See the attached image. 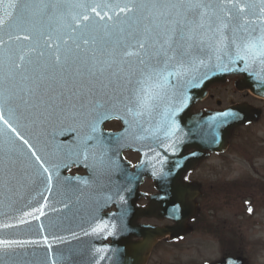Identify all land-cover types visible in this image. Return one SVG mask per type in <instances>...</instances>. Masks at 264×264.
<instances>
[{"label":"snow or ice","instance_id":"6c2138e0","mask_svg":"<svg viewBox=\"0 0 264 264\" xmlns=\"http://www.w3.org/2000/svg\"><path fill=\"white\" fill-rule=\"evenodd\" d=\"M237 64L264 86V0H0V233L46 215L65 159L103 162L114 113L175 150L182 83ZM36 243L0 235V253Z\"/></svg>","mask_w":264,"mask_h":264},{"label":"water","instance_id":"95a60500","mask_svg":"<svg viewBox=\"0 0 264 264\" xmlns=\"http://www.w3.org/2000/svg\"><path fill=\"white\" fill-rule=\"evenodd\" d=\"M229 67L234 70L221 71L213 67L206 76L203 74L205 70H201V73L196 74L197 78L192 83L183 82L177 92L175 106H178L179 110L186 109L189 112L193 102L206 94L209 84L224 80L226 75L233 73H242V76L235 82L237 87H249L252 92L264 96V86L248 73L239 70L243 67L242 64L229 65ZM187 79H191V77ZM225 111L236 114V118L217 117V113ZM259 115V109L256 110L247 103H238L221 109H204L191 117L187 113L183 119L172 117L171 119L179 126L172 138L175 140V150L171 147V150H167V143L172 140L166 139L160 133L162 136L155 139V143L159 144L160 151H153L152 155L164 161L160 163L161 165L173 166L171 180L178 181L174 176H178L185 169L192 167L203 157L206 149L223 150L237 124L256 119ZM104 120L102 119L98 125L100 132ZM161 144L164 147H160ZM192 146L194 150L185 153V150ZM169 153L170 157L168 158ZM146 155L148 156V154ZM142 159H144L143 156ZM63 163L66 166L60 168V184H56L54 177L53 192L51 194L46 191L43 193V195L49 196V206L56 208L57 211L51 212L50 207L46 206V215L42 216L40 220H31L28 225L0 233V235L11 239L37 241L36 244H27L7 255L0 253V264H52V260H55L56 264H144L151 247L159 237L166 232H170L172 237H175L189 229L184 227L183 223L191 211L193 194L181 193L180 190L183 187L165 185L162 183L163 179L156 178L157 175H154L160 191L150 195L149 208L159 209L160 212H149L141 207L137 208L131 203L132 201H127L123 204L116 203L118 212L103 214L102 210L109 207L111 203L110 196H106L111 193V187L107 183L99 184V182L114 180V177L110 176L108 172L106 177H100L98 162L89 161L85 164L76 162L75 158H70L65 159ZM73 163L85 167L87 173H66ZM143 163L144 160H141L138 165ZM158 172L160 174V171L155 169L152 173ZM64 177H68L69 180L65 181ZM31 195H35V193ZM28 198L31 199V196ZM43 202L42 198L37 197L36 200H33L31 207H36L38 203ZM65 204L68 205L67 208L64 207ZM125 209H135L142 215L154 214L159 217L167 215L173 218L176 224L159 227L137 222L131 226L129 225L130 217L127 216L126 219H123V225L120 227L119 213ZM136 217L137 215H134L133 222ZM97 223H106L111 234L108 232L92 234L91 228ZM40 225H43V231H41ZM129 226L134 227L130 232ZM85 232L89 234L84 235ZM108 235L111 236V241L106 243L105 239ZM132 235L140 237L132 240ZM44 236L48 237V244H44ZM53 237L62 238L63 242L53 240ZM49 245H51L50 249ZM96 249H104V251L97 253ZM211 264H246V262L244 258L237 256L224 257V259Z\"/></svg>","mask_w":264,"mask_h":264},{"label":"rangeland","instance_id":"374dc122","mask_svg":"<svg viewBox=\"0 0 264 264\" xmlns=\"http://www.w3.org/2000/svg\"><path fill=\"white\" fill-rule=\"evenodd\" d=\"M233 79L230 77L212 88L222 104L245 96L234 88ZM249 100L263 107L262 117L257 122L236 128L226 151L205 161L200 173L205 183H219L224 191L213 189L220 194L223 192V196L228 194L234 202L226 203L233 204L223 203L222 212L218 215L210 213L209 221H204L206 225L183 240H159L147 264H197L219 257L226 250L246 256L251 264H264V99L250 97ZM248 191L250 196L246 194ZM243 197H250L253 214L243 213ZM216 216L227 222L221 224L225 228L218 233L217 229L211 230V226L216 225ZM149 221L160 223L157 219ZM222 236L229 237V241L223 243Z\"/></svg>","mask_w":264,"mask_h":264},{"label":"flooded vegetation","instance_id":"af4514ba","mask_svg":"<svg viewBox=\"0 0 264 264\" xmlns=\"http://www.w3.org/2000/svg\"><path fill=\"white\" fill-rule=\"evenodd\" d=\"M214 85L216 84H212L208 87L205 97L198 98L193 102L192 106L189 109V112H187L186 109L179 110V107L175 106L174 118L179 117L180 119H183L187 116V113H189L191 117L197 111L204 108H219L220 106L235 101L247 100L254 104V102L249 100L250 97H253L257 100L264 99L262 97H257L251 94V92L248 90H242L241 96L245 95L244 97L238 99L233 98L229 102L222 104L217 95V92H214L212 89ZM158 119L159 118L157 117V120ZM148 127H150L149 124L144 125V128ZM100 134H102V143L104 145V150L106 151L103 162H98L100 177H106L107 172L110 173V176L114 177V180H105L103 182H99V184L107 183L111 187V193L106 195L110 196L109 199L111 202V208H109V211L115 210V205L117 202L119 204H123L127 203V201H132L131 203L137 206V208L140 206L142 209L149 212L154 211L149 208V203L151 200L150 195L158 193L159 187L156 178H161L163 179L162 183L165 185L169 186L170 184V186L173 187H183L180 192L185 193V195H189L192 193L196 194L195 200L197 201V209L194 212L191 211L193 212V214L191 215L194 216L191 217L190 213L188 214V222L192 224L193 230L190 233L183 235V237H185L191 234L193 231L198 230L199 228H203L206 225L204 221H209L208 216L210 215V213L218 215L220 212H222L225 208V205L223 203L233 201V198L228 196V194L225 196H223V192L220 194L219 191L224 190H222V187L219 185V183H216V185L214 182L207 184L205 183L204 178L200 176V173L203 171L205 161L212 159V157L218 156L220 153L209 151L194 167L189 169L187 168L182 174L174 176V178H176L178 181H172V177L170 175L173 171V166L161 165L160 161L163 160L157 159L154 157V155H152L153 151H160L158 147L159 144L155 143V138H153L147 132L137 129L134 125H125L122 113H114L113 115L106 118L102 123ZM159 136L162 135L158 134V137ZM171 142L172 141H169L167 143L168 151L171 150L168 146L169 144H171ZM193 149V146L189 147L185 150V153L192 151ZM146 154H148V156ZM142 156L144 157V159H142ZM169 157L170 153L168 155V158ZM141 160H144V163L142 165H138ZM155 169L160 171V174L159 172L152 173ZM67 171L71 173H87V169L85 167H82L75 163H73L67 169ZM154 175H157V177L155 178ZM213 188L219 191H215ZM210 193L213 195V197L210 195ZM246 194L250 196L249 191ZM233 202L226 204H233ZM242 206L243 213L249 214L251 210L250 197L242 198ZM124 211L119 213L121 219L120 227H122L123 225V219H126L127 216L130 217L129 225L131 226L133 225V223H137L138 221L146 224H155V222L149 221V219H157L161 224L173 223V220H170V218H167L165 216L158 218L154 215H142L139 214L135 209H127L125 212ZM155 211L160 212L159 209H156ZM134 215H137V217L135 218V222H133ZM219 219L220 218L216 216V219L214 221L216 225L211 226V230L217 229L216 233H218L219 230H223L225 226L222 225H225L227 223H224L221 221V219ZM131 226H129L128 228L129 232L130 230L134 229V227ZM223 232L225 234V231ZM109 237L111 236L108 235L106 238ZM131 237L132 239L138 238V236L135 235H132ZM226 238V236H222L221 239L223 240V243L227 241ZM107 241H109V239ZM222 251L225 250L223 249ZM232 251L233 250H226L222 254L231 253Z\"/></svg>","mask_w":264,"mask_h":264},{"label":"bare ground","instance_id":"6f19581e","mask_svg":"<svg viewBox=\"0 0 264 264\" xmlns=\"http://www.w3.org/2000/svg\"><path fill=\"white\" fill-rule=\"evenodd\" d=\"M240 126H243V125H238L236 128L240 127Z\"/></svg>","mask_w":264,"mask_h":264}]
</instances>
